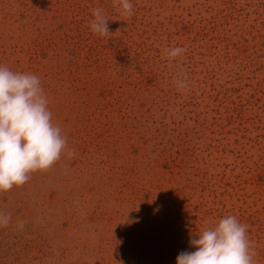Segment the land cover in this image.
<instances>
[{"label":"rangeland","instance_id":"1","mask_svg":"<svg viewBox=\"0 0 264 264\" xmlns=\"http://www.w3.org/2000/svg\"><path fill=\"white\" fill-rule=\"evenodd\" d=\"M131 2L0 0V65L39 77L67 141L0 192V264H176L229 215L264 264V0Z\"/></svg>","mask_w":264,"mask_h":264},{"label":"clouds","instance_id":"2","mask_svg":"<svg viewBox=\"0 0 264 264\" xmlns=\"http://www.w3.org/2000/svg\"><path fill=\"white\" fill-rule=\"evenodd\" d=\"M113 4L121 16L133 15L131 0H113ZM109 20L103 8H95L89 22L91 31L108 36ZM185 52L183 47L164 50L169 60ZM175 82L179 90L189 86L186 78L178 77ZM51 117L39 77L0 65V192L24 185L30 173L49 169L66 151V138ZM10 219L0 212V227H7ZM23 226L18 222L19 228ZM190 244L195 251L181 252L176 264H253L247 225L234 215L206 228L190 239Z\"/></svg>","mask_w":264,"mask_h":264}]
</instances>
